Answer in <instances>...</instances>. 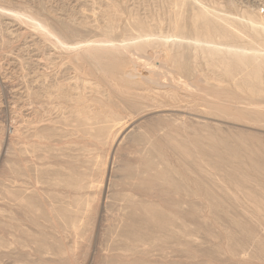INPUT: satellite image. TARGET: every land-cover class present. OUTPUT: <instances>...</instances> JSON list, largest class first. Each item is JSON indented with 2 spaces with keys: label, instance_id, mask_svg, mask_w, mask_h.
<instances>
[{
  "label": "rangeland",
  "instance_id": "rangeland-1",
  "mask_svg": "<svg viewBox=\"0 0 264 264\" xmlns=\"http://www.w3.org/2000/svg\"><path fill=\"white\" fill-rule=\"evenodd\" d=\"M263 117L264 0H0V264H264Z\"/></svg>",
  "mask_w": 264,
  "mask_h": 264
},
{
  "label": "bare ground",
  "instance_id": "bare-ground-1",
  "mask_svg": "<svg viewBox=\"0 0 264 264\" xmlns=\"http://www.w3.org/2000/svg\"><path fill=\"white\" fill-rule=\"evenodd\" d=\"M125 51V50H124ZM124 54V53H123ZM128 55V54H127ZM139 56V55H138ZM140 57V56H139ZM151 57V56H150ZM149 58V57H148ZM151 60V59H150ZM154 61V60H153ZM160 63V62H159ZM145 64V63H144ZM143 64V62L142 61H140V59H138V58H136V59H133V62H132V66H129V69L131 70V73H133V74H135V75H138V76H140V78L142 79V80H146V81H151V82H155V84H158V83H160V84H162V85H169V83H165L166 81H167V79H166V81L165 82H163V81H161L160 79H162V78H160V79H156V76L154 75V73H153V71H151V69H148L147 67H145V65ZM163 66V65H162ZM166 67V66H165ZM167 70V69H166ZM169 70V69H168ZM123 71V70H122ZM166 72V71H165ZM178 75V74H177ZM180 75V74H179ZM160 76H162V75H160ZM182 76V75H181ZM178 77V76H177ZM201 81V80H200ZM199 81V82H200ZM174 82V81H173ZM152 84V83H151ZM170 84H171V82H170ZM171 85H173V84H171ZM165 87V86H164ZM172 88V87H171ZM164 89V88H163ZM198 89V88H197ZM196 89V90H197ZM201 89V88H200ZM195 90V89H194ZM130 91V90H129ZM143 91V90H142ZM198 91V90H197ZM191 93V92H190ZM202 93H203V90H202ZM196 94V93H195ZM220 94V93H219ZM206 95V94H205ZM204 95V96H205ZM218 95V94H217ZM221 99H223V98H221ZM204 100V99H203ZM209 100V99H208ZM216 100V99H215ZM224 100V99H223ZM200 101V100H199ZM207 101V100H206ZM209 101H213V100H209ZM205 103V102H204ZM215 103V102H214ZM213 103V104H214ZM216 103H217V101H216ZM211 104V103H210ZM219 104V102L217 103V105ZM226 104V103H225ZM231 104V103H230ZM222 105V104H221ZM220 105V106H221ZM229 105V104H228ZM227 105V106H228ZM225 106V105H224ZM224 108H227V107H224ZM208 109V108H207ZM221 109V108H220ZM238 110V109H237ZM218 111V110H217ZM236 112V111H235ZM192 116V115H191ZM197 117V116H196ZM264 118V117H263ZM183 120H184V116H183ZM197 120V119H196ZM180 121V120H179ZM260 121V120H259ZM262 121H264V119H262ZM206 122V121H205ZM197 140V139H196ZM200 144V143H199Z\"/></svg>",
  "mask_w": 264,
  "mask_h": 264
}]
</instances>
